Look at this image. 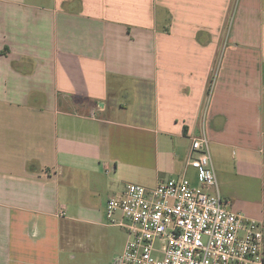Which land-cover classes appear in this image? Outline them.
<instances>
[{
    "label": "crops",
    "instance_id": "0c3cea01",
    "mask_svg": "<svg viewBox=\"0 0 264 264\" xmlns=\"http://www.w3.org/2000/svg\"><path fill=\"white\" fill-rule=\"evenodd\" d=\"M201 135L264 256V0H0V264H72L76 231L113 248L107 201L198 183Z\"/></svg>",
    "mask_w": 264,
    "mask_h": 264
},
{
    "label": "built area",
    "instance_id": "2783aa9c",
    "mask_svg": "<svg viewBox=\"0 0 264 264\" xmlns=\"http://www.w3.org/2000/svg\"><path fill=\"white\" fill-rule=\"evenodd\" d=\"M187 165L198 183L180 176L153 187L135 183L106 203L127 240L111 264H264L259 221L230 209L219 192L206 136L193 138Z\"/></svg>",
    "mask_w": 264,
    "mask_h": 264
},
{
    "label": "rangeland",
    "instance_id": "374dc122",
    "mask_svg": "<svg viewBox=\"0 0 264 264\" xmlns=\"http://www.w3.org/2000/svg\"><path fill=\"white\" fill-rule=\"evenodd\" d=\"M195 173L197 174L195 177H197V181H198L200 173L198 171H195ZM186 177L190 181L193 180L191 175H186ZM118 218H119V214H115L113 216V220H116ZM89 232L91 233H87V231H82V234H80V232L76 231V234L73 236V239L76 242L73 243V245L71 244V247H73L71 248V250H73L72 254L75 256V260L72 262L69 261V263L75 264L81 259L85 263H89V264H108L110 258L113 255L112 252L120 250L121 246L126 240V235L122 229L120 228L110 229L109 232L107 233L116 236L117 240H115V246L107 250L105 246V239H103L104 237L103 235L106 236V233L104 234L103 232H101V230L100 231L90 230ZM82 250H87V251L90 250V251H88L87 254H85L82 253ZM104 250H107V252Z\"/></svg>",
    "mask_w": 264,
    "mask_h": 264
}]
</instances>
